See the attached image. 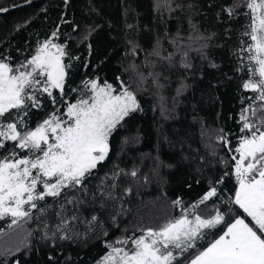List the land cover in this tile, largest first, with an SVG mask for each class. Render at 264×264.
Listing matches in <instances>:
<instances>
[{"label": "snow or ice", "instance_id": "obj_1", "mask_svg": "<svg viewBox=\"0 0 264 264\" xmlns=\"http://www.w3.org/2000/svg\"><path fill=\"white\" fill-rule=\"evenodd\" d=\"M184 7L183 0H153L163 38L157 35L150 50L142 49L134 38L127 39L124 55L132 58L125 69L130 72L129 79L117 77L116 84L99 77L84 80L81 89H72L77 92L73 102L67 99L66 84L72 62L80 57L71 55L68 43L61 42L59 27L23 61L13 63L11 57L0 54V220L9 218L10 228L35 221L41 240L83 244L108 236L100 215L89 219L80 211L86 203H98L101 213L111 205L110 226H120L118 218L125 210L122 196L116 194L118 181L123 176L137 177L139 170L126 172L114 165L103 178L97 177L100 184L95 192L89 191L88 182L109 161L111 140L122 122L143 111L138 97L149 93L167 118L189 86L182 77L172 98L173 107L168 108L164 90L172 76L192 70V52L208 59L206 49L215 34L205 35L191 21L188 35L167 31V19ZM241 8L243 13L238 11ZM8 10L0 7V12ZM221 11L230 20L239 15L247 19L234 52L236 71L241 74L239 87L249 93L241 97L239 135L234 146L222 128L215 138L216 144L227 150V158H219L226 170L208 182L198 201H172L178 215L152 226H134L131 235L124 229L121 236L105 240L106 252L96 264H264V0H233ZM99 27L86 26L80 41L89 40ZM125 27L129 32L138 31L133 23ZM164 40L171 50L164 47ZM87 48L91 54V43ZM141 53L143 59L137 64ZM45 99L54 110L30 126L25 118L32 109L42 108ZM227 176L234 177L235 189L225 200L219 185ZM122 192L131 194L132 188ZM216 201L226 204L227 213ZM233 206L242 213L232 215ZM221 225L218 237L198 247L209 230ZM32 235L33 230L26 233L24 247L30 246Z\"/></svg>", "mask_w": 264, "mask_h": 264}, {"label": "trees", "instance_id": "obj_2", "mask_svg": "<svg viewBox=\"0 0 264 264\" xmlns=\"http://www.w3.org/2000/svg\"><path fill=\"white\" fill-rule=\"evenodd\" d=\"M183 2V10L167 19V31L175 34L179 30L188 35L191 21L205 35L215 34L206 49L208 59L192 52V70L172 76V83L164 90L168 108L173 107L172 98L176 97V88L182 77H186L189 86L177 98L175 109L167 118L149 93L138 97L143 111L122 122L123 126L113 134L109 161L99 167L88 182L89 191L95 192L100 184L97 177L103 178L114 165L126 172L133 168L139 170L137 177L123 176L118 181L120 187L116 194L122 196L125 210L118 218L120 226H110L111 205L101 213L98 203H86L80 209L83 216L90 219L94 214L100 215L108 236L89 239L83 244L59 240L53 244L41 240L42 233L35 231V221L10 228V219L5 218L0 220V264H16L17 261L19 264H96L106 252L105 240L121 236L124 229H128V235H131L134 226H152L178 215L172 201L179 198L185 204L196 202L207 190L210 180L223 176L226 169L219 158H227L228 153L216 144L215 138L222 128L230 134L234 146L239 135L241 97L249 93L242 92L239 87L241 74L236 71L234 52L239 47L247 19L239 15L230 20L221 11L222 6L233 0ZM0 7L9 9L0 12V54L11 57L13 63L29 57L39 42L60 28L61 42L68 43L71 55L80 57L72 62L69 70L66 84L69 102L77 96L72 89H81L84 80L99 77L101 81L116 84L117 77L125 81L129 79L130 72L125 69L132 58L124 55L127 39L134 38L142 49L150 50L157 35L163 38L164 34L163 25L153 11V0H67V4L65 0H0ZM238 11L243 13L244 9ZM126 23L136 24L138 31L129 32ZM89 25L100 27L89 40L81 42L80 36ZM77 26L78 30L73 31ZM88 43L92 45L91 54ZM163 43L171 50L167 40ZM142 59L143 53L135 62L140 64ZM53 110L45 99L44 106L32 109L25 119L34 127ZM213 146L215 155L212 154ZM126 187L132 188L131 194L122 192ZM219 187L227 200L235 189L234 177H224V183ZM208 203L211 208L212 202ZM216 204L227 213L226 204L219 201ZM240 213L242 210L237 211L233 206L231 214ZM222 228L223 225L209 230L198 242V247L218 237ZM30 230H33L30 246L24 247V238Z\"/></svg>", "mask_w": 264, "mask_h": 264}]
</instances>
